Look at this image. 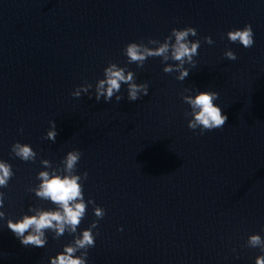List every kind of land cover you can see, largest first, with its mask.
<instances>
[{
  "label": "water",
  "instance_id": "water-1",
  "mask_svg": "<svg viewBox=\"0 0 264 264\" xmlns=\"http://www.w3.org/2000/svg\"><path fill=\"white\" fill-rule=\"evenodd\" d=\"M246 23L251 48L226 37ZM188 26L201 45L183 82L153 57L128 66L149 85L142 99L128 101L123 85L118 103L71 96L109 61L123 66L129 42ZM185 88L218 92L225 125L194 134ZM49 121L55 143L43 138ZM16 141L37 159L10 156ZM72 149L82 153L77 174L88 173L85 200L105 209L89 264H255L259 249L246 241L264 237V0H0V159L14 172L0 189L6 218L48 206L27 189L39 183L40 159L56 165ZM94 219L89 205L78 230ZM69 240L49 233L45 247H24L0 226V264H48Z\"/></svg>",
  "mask_w": 264,
  "mask_h": 264
},
{
  "label": "clouds",
  "instance_id": "clouds-1",
  "mask_svg": "<svg viewBox=\"0 0 264 264\" xmlns=\"http://www.w3.org/2000/svg\"><path fill=\"white\" fill-rule=\"evenodd\" d=\"M190 36L197 37L196 28L174 27L162 41L148 38L146 43L143 40L129 42L122 49V54L127 58L123 66L109 61L103 69V78L97 79L94 85L82 83L70 94L75 98L85 94L89 99L94 97L98 103L101 100L109 103L114 98L118 103L125 98L121 94L123 85L128 101L142 99L149 94V85L147 82L137 83L135 72L128 66L134 63L138 69L143 68L145 61L153 57L160 58L164 73L175 72V79L183 82L189 76L190 68L196 66L194 57L198 55L201 45L200 39H189ZM226 37L229 42L239 43L244 48H251L255 42L253 28L248 23L242 28L227 31ZM203 41L208 45L214 43L211 36H204ZM223 56L232 61L237 59L236 53L230 48L224 51ZM180 95L189 107L184 116L187 119V127L194 134L202 136L225 125L228 116L216 103L219 99L218 92L185 88ZM57 134L55 121H49V128L43 138L55 143ZM81 155L79 150L72 149L66 152L56 165L48 159H40L43 170L36 174L39 183L27 190L34 193L41 202H46L47 207L41 204L30 205L27 212L16 218H6L5 212L0 210V222H3L0 226L7 227L24 247H45L49 233L54 240L65 234L71 237V240L62 245L61 251L54 256H48V264H89L88 250L95 246L96 237L99 235V231L94 233L93 230L98 228V222L104 217L105 209L96 205L90 197L85 200L83 181L87 179L88 173L76 172ZM10 156L23 162H34L37 152L30 144L16 141L10 146ZM13 176L12 164L0 159V189L6 188ZM5 199L4 191H0V209L4 208ZM89 205L92 206L96 219L92 220L88 227L78 230ZM118 231H123V228H118ZM261 231H264V228H261ZM246 246L258 248L260 254L255 257V264H264V237L259 233L250 234ZM232 252L235 253L236 249L233 248Z\"/></svg>",
  "mask_w": 264,
  "mask_h": 264
}]
</instances>
